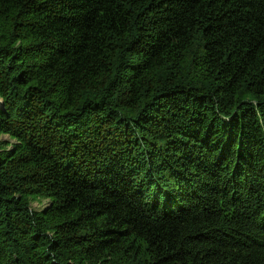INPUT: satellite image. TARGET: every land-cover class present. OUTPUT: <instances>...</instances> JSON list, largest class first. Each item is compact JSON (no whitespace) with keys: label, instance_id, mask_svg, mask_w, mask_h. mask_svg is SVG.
<instances>
[{"label":"trees","instance_id":"1","mask_svg":"<svg viewBox=\"0 0 264 264\" xmlns=\"http://www.w3.org/2000/svg\"><path fill=\"white\" fill-rule=\"evenodd\" d=\"M0 264H264V0H0Z\"/></svg>","mask_w":264,"mask_h":264},{"label":"rangeland","instance_id":"2","mask_svg":"<svg viewBox=\"0 0 264 264\" xmlns=\"http://www.w3.org/2000/svg\"><path fill=\"white\" fill-rule=\"evenodd\" d=\"M3 139L6 140V139H8V137L4 135ZM11 142H13V141L11 140ZM46 203H47V199L34 198V200H32L31 205H32L33 209L40 210L44 205H46Z\"/></svg>","mask_w":264,"mask_h":264}]
</instances>
